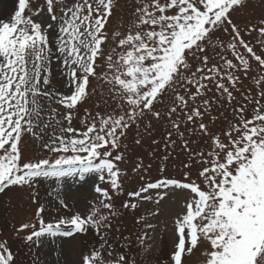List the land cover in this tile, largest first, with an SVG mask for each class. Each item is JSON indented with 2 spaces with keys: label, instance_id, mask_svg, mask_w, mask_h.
Returning a JSON list of instances; mask_svg holds the SVG:
<instances>
[{
  "label": "snow or ice",
  "instance_id": "6c2138e0",
  "mask_svg": "<svg viewBox=\"0 0 264 264\" xmlns=\"http://www.w3.org/2000/svg\"><path fill=\"white\" fill-rule=\"evenodd\" d=\"M117 3L17 0L0 19V193L27 187L38 204L17 235L27 233L30 250L52 238L91 235L93 245L76 264H144L151 259L146 248L132 259L123 250L113 257V225L153 193L159 203L180 190L169 264H185L197 248L200 264H264V17L241 27L236 14L247 0H134L131 21L109 32ZM243 79L252 85L245 88ZM94 96L104 110L85 107L74 125L80 105ZM162 121L165 147L181 144L186 170L153 180L151 165L136 163L132 171L142 183L118 210L113 197L124 193L128 133L134 127L140 145ZM25 136L47 154L26 157ZM200 139L205 147L193 149ZM43 179L56 185L59 205L48 220L51 209L38 195ZM69 181L91 184L83 209L66 202ZM136 239L143 243V236ZM0 264H17L6 239Z\"/></svg>",
  "mask_w": 264,
  "mask_h": 264
},
{
  "label": "rangeland",
  "instance_id": "374dc122",
  "mask_svg": "<svg viewBox=\"0 0 264 264\" xmlns=\"http://www.w3.org/2000/svg\"><path fill=\"white\" fill-rule=\"evenodd\" d=\"M17 0H0V19L9 14L15 6ZM134 0H118L113 16L106 27L109 32L114 30H123L131 21L134 11ZM264 17V0H247V6L236 14V22L243 27L245 22H259ZM255 36V33L252 34ZM245 39H249L245 35ZM58 65H53V78L56 84L60 83ZM245 88L252 85L249 79H243ZM99 91V90H98ZM239 96V93H236ZM99 98L94 96L86 104L80 105V111L77 113L73 123L78 125L79 120L84 116L83 109L89 108L90 111L104 110V106L97 109L96 104ZM220 111H224L221 109ZM217 114V113H214ZM230 113L224 111V117H229ZM224 117L217 121V127L223 126ZM168 124L164 121L155 124L152 136L144 135L142 143L136 145V129L133 127L128 133L126 143L129 146L126 163L121 165L127 170V178L124 181V193L113 197L114 205L120 210L122 201L127 198V191L138 189L140 184V176L132 171L136 163L142 161L145 166L151 165L148 176L156 179L161 175L169 177H180L186 170L184 163L188 162V156L183 151L181 144L178 142L175 149L166 148V136ZM159 141L158 144H152V139ZM197 140L196 136L190 137ZM206 139V138H204ZM204 139H200L193 149L205 147ZM24 154L26 157H40L47 153L43 151L39 144L31 137L25 136L23 141ZM169 158L165 161L164 156ZM161 163L166 165V171L161 174L159 166ZM193 175L196 172V165L192 167ZM56 185L48 179H43L38 185V195L41 203L51 210L45 215L48 220L55 215V208L58 202L55 201L53 189ZM63 195L67 197L66 202L75 205L77 209H83L90 202L93 195V188L90 183L78 185L69 181L62 190ZM52 193V195H49ZM185 193L180 190L170 191L168 196L156 203L157 197L153 193V200L141 202L135 210H123L122 215L113 225V236L115 237V248L113 257L121 250L129 252V258L132 259L136 255L137 249L146 248L148 256L151 258L144 264H169L170 256L173 251V220L177 213L183 211V197ZM132 199V198H129ZM38 204L33 203L31 189L24 187H10L4 193H0V240L6 239L16 253L17 264H76L81 255L93 245V237L85 234H75L73 237L52 238L42 243L40 246L33 245L31 250L24 242L23 237L26 232H20L17 235L16 230L23 222H29L35 219L34 213ZM70 214V213H65ZM143 217V219H140ZM119 225L120 232L117 233L116 227ZM152 225V227H148ZM146 234V235H144ZM143 236V243L137 241L136 236ZM43 239V238H42ZM129 241V243H125ZM201 248H197L192 254L186 255L185 264H200ZM111 257L105 256V259Z\"/></svg>",
  "mask_w": 264,
  "mask_h": 264
}]
</instances>
